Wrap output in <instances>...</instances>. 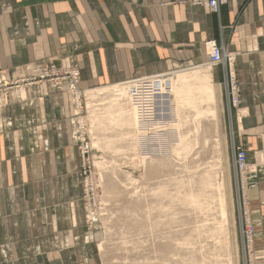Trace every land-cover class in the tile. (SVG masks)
<instances>
[{
  "label": "crops",
  "instance_id": "0c3cea01",
  "mask_svg": "<svg viewBox=\"0 0 264 264\" xmlns=\"http://www.w3.org/2000/svg\"><path fill=\"white\" fill-rule=\"evenodd\" d=\"M211 39L233 54L237 139L261 149L264 0H230L219 13L195 0H0V73L75 66L81 90L206 63ZM214 69L224 91L225 69ZM69 102L48 83L0 91V264H99ZM260 170L248 183L256 264H264Z\"/></svg>",
  "mask_w": 264,
  "mask_h": 264
},
{
  "label": "rangeland",
  "instance_id": "374dc122",
  "mask_svg": "<svg viewBox=\"0 0 264 264\" xmlns=\"http://www.w3.org/2000/svg\"><path fill=\"white\" fill-rule=\"evenodd\" d=\"M35 64L50 65L54 63H26L21 66L18 72H12L9 75L3 74L8 75V78L21 77L29 73L26 66ZM193 66L195 65L183 64L176 68H170L168 71L173 72ZM75 68L78 69V67ZM219 80L220 94L213 101L216 106L212 102L207 104L205 101L196 105L197 108L207 105L215 107L214 117H199V126L196 128L192 121V109H182L178 115L181 122H177L175 117H171L167 113V107L163 106L164 108H160V114L155 122L162 121L164 123L159 124L160 126L154 129V132L145 130L146 133L137 139L132 148H129L127 143L117 140L116 137L122 134L118 125L106 126V130H103L104 132L101 134L104 138H112L114 141L109 144L110 147H105L102 144L98 148H93L91 143L90 165L81 161L76 129L73 128V139L80 157L78 169L82 183L81 198L83 199L85 223L90 228H96V242L103 243L102 249H98L99 264H243L235 167L231 147L234 142L240 144L243 149L245 146L238 141V135L235 133L236 128L229 118L230 112L237 110L239 105L237 104V108L229 109L225 91H223ZM24 87L28 86H21L18 89ZM78 89L81 95V118L88 128L91 124L88 109L85 108L84 90H81L79 86ZM57 91L67 95L70 99L72 123L75 126L73 114L78 110L72 107L71 95ZM105 101L102 99L92 101L97 103L94 109H97L98 117L100 113V119L109 117L106 114H116V109H112L110 104H101ZM112 105L115 107L114 104ZM103 106L104 109H101ZM90 136L89 134L88 138L91 140L92 136ZM184 138L187 141H192L188 149L172 151L175 146L180 147V142ZM246 151L248 168L244 172L243 178L251 172L252 167L259 164H261L260 171L264 172V163L258 158L259 151L264 152V139L261 149L258 148L256 151L246 149ZM141 156H152L159 160L154 162L145 160L137 163ZM97 160L103 161L102 169L94 165ZM216 165L217 167H215ZM225 171H227L229 179L226 191L228 190L231 195L226 204L232 219L229 229L225 228L227 225H223L222 217L218 214L217 200L211 198L215 195L213 191H205L208 198L203 199L202 210L195 209L189 203L181 200V195L185 191L197 189L199 176L208 174L219 180L217 175L225 173ZM84 177H87V182L93 183L94 187H87L88 192L86 191L83 197ZM243 183L252 213L248 181H243ZM94 188L95 192L92 194L91 191ZM222 192H224V187ZM89 211L95 212V214L90 215ZM254 251L256 252L255 248ZM256 260L257 252L254 258L255 264Z\"/></svg>",
  "mask_w": 264,
  "mask_h": 264
},
{
  "label": "built area",
  "instance_id": "2783aa9c",
  "mask_svg": "<svg viewBox=\"0 0 264 264\" xmlns=\"http://www.w3.org/2000/svg\"><path fill=\"white\" fill-rule=\"evenodd\" d=\"M199 3H206L209 11L219 13L224 4L230 0H195ZM221 41V40H220ZM216 39L207 40L204 42L206 49V59L209 66L222 65L224 67V91L226 94V103L229 109L236 107L239 102L238 91L236 90V78L232 71L233 54L222 42ZM28 74L21 77L8 78V75L0 73V91L6 89H18L21 86H32L41 83L51 84L60 92H66L71 95V104L77 112H74L75 132L78 142V150L81 161L90 165V149L91 140L88 138V130L86 124L82 120L81 112V95L78 89L79 86V71L75 67H59L54 64L50 65H28L26 66ZM170 71L164 73H153L150 75H139L124 80L121 84L127 86V91L130 96V103L135 110L137 123H152V129L158 126L155 122L160 114V102L162 97L166 95L168 89L165 82H168ZM147 129L154 132L155 130ZM233 164L234 176L236 179L237 193V208H238V223L240 225L241 237V252L243 254V264H255L254 258V225L251 222V211L249 208V200L244 192L243 174L248 168L247 151L240 144L233 143ZM84 192L83 197L88 192L90 186L94 187L93 183L87 182V177H84ZM88 187V188H87ZM95 192V188L91 191Z\"/></svg>",
  "mask_w": 264,
  "mask_h": 264
},
{
  "label": "bare ground",
  "instance_id": "6f19581e",
  "mask_svg": "<svg viewBox=\"0 0 264 264\" xmlns=\"http://www.w3.org/2000/svg\"><path fill=\"white\" fill-rule=\"evenodd\" d=\"M217 79H218V77L215 74L214 67L209 66L208 62L203 63V64H199L197 66H193L191 68L176 70L173 72L171 71L169 73V76H168V82H165L167 87L168 86L169 87L165 91L166 95L164 96V100L162 97V101L160 103L161 109H163L164 107H167L166 108L167 113L170 114L171 117L172 116L175 117L174 119L177 122L179 121L178 115L180 114L182 109H186V108L192 109V111H193L192 121H194V123H195L194 125L197 128L199 126V121H198L199 117L200 118H202L203 116H211L210 118H212V116L214 117L213 114H215V111H216V110H214L215 107L213 106L214 108H212L211 106H209L207 104H211L210 102L213 103V101L216 100L217 96H219V94H220L219 93L220 92L219 91V83H218ZM83 95L85 96V100H86L85 101L86 102L85 108L88 109V112H89L88 116H89V121H90L91 126L88 127L87 130H88V134H90L92 136L91 143H92L93 148H96V147L98 148L102 144L105 147H110L109 144L114 141V139H112V138H106V137L104 138V136L101 134L106 130V126L109 127L111 125H118L120 127V131H122V134H121V136L116 137L117 140L119 139L120 141L127 143V146L129 148L130 147L132 148L135 145L137 139L140 136H142L144 133H146L145 130L152 129L151 126H153L155 124V123L154 124H152V123H137L135 110L130 103V96L128 94L127 86L125 84L123 85V84L117 83V84H109V85H104V86H97L95 88H86L83 91ZM98 99L106 100L105 102H103L101 104L102 105L104 103L110 104L112 109H116L115 110L116 114L115 115L106 114L109 117H107L106 119H100L99 118L100 113H99V117H98V114H97L98 112L96 111L97 109H94V106L97 103L92 102L93 100L97 101ZM202 101H205L207 103V104L205 103L207 106L197 108L196 105L198 103H202ZM112 104H114L115 107ZM101 109H104V106L101 107ZM237 111H235L236 119L240 117L239 116L240 112H237ZM110 112H112V111H110ZM231 114H230V116H231ZM187 116H189V115H187ZM186 119H187V117H186ZM217 119H218V117H217ZM179 122H181V121H179ZM156 123H157L156 124L157 126H160L159 124H163L164 122L157 121ZM101 128H104V129H101ZM238 129H240V128H238ZM152 130H154V129H152ZM237 135H238V133H237ZM193 138H195V137L193 136ZM190 143H192L191 140L187 141L186 138H184L180 142V147L175 146L174 148H172V151L176 150V152H178L179 149H183V150L188 149V146L190 145ZM258 158H259V161L264 163V152L263 151L262 152L259 151ZM145 160H149V161L154 162V161L159 160V159H156L155 157H152V156H149V157L141 156V158L137 161V163L144 162ZM94 165H97L99 168L102 169L103 161L97 160L96 163H94ZM215 167H217V165ZM259 167H261V164L254 166L255 169L252 167L251 172L244 177V181H248V183H249V181L252 179L251 175L254 172H257ZM215 174L217 175V173H215ZM216 175H215V177H216ZM220 176H221V178H220ZM217 177L219 180L212 178V176L208 175V174H205L202 177L199 176V178L197 179L198 180L197 181V189L194 191H191V190L185 191L184 194H182L183 196L181 195V197H182L181 200H183L185 203L186 202L189 203L195 209L202 210L203 199L208 198V195L205 194V191H213V194H215V195L211 196V198H215V200H217V205H218V209H219L218 214H220L219 216L222 217V222L224 223L223 225L226 224L228 226V227L226 226L225 228L229 229V227L231 228L230 221L232 219L230 216V212L226 206V204L228 203V200L231 196L228 193V190L226 191V186H228V181H229L228 173H227V171H225V173H222V174L219 173L217 175ZM245 185H246V183H245ZM223 187H224V192H222ZM89 212H90V215L95 214V212H91V211H89ZM221 217H220V219H221ZM220 224H221V222L219 223V225ZM214 226H217V225L214 224ZM200 227H201V224H200L199 228ZM220 228H221V225H220ZM228 229H227V231H228ZM218 231H215V232L219 233ZM97 247H98V249H102L103 243L99 242L97 244Z\"/></svg>",
  "mask_w": 264,
  "mask_h": 264
}]
</instances>
